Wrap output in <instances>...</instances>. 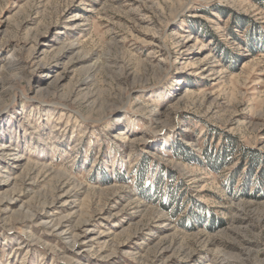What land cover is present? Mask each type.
I'll return each instance as SVG.
<instances>
[{"label":"rangeland","instance_id":"obj_1","mask_svg":"<svg viewBox=\"0 0 264 264\" xmlns=\"http://www.w3.org/2000/svg\"><path fill=\"white\" fill-rule=\"evenodd\" d=\"M261 174L264 0H0V264H264Z\"/></svg>","mask_w":264,"mask_h":264},{"label":"trees","instance_id":"obj_2","mask_svg":"<svg viewBox=\"0 0 264 264\" xmlns=\"http://www.w3.org/2000/svg\"><path fill=\"white\" fill-rule=\"evenodd\" d=\"M229 158H228V155H222V156H216V158H212V162H214V165L215 166H218V164L219 165H223V163L224 162H227V160H228ZM210 161V160H209ZM264 174H261V175H259V178L260 179H258V180H260V182H261V186H262V188L264 189Z\"/></svg>","mask_w":264,"mask_h":264},{"label":"bare ground","instance_id":"obj_3","mask_svg":"<svg viewBox=\"0 0 264 264\" xmlns=\"http://www.w3.org/2000/svg\"><path fill=\"white\" fill-rule=\"evenodd\" d=\"M46 224H47V222H46ZM49 225H50V222H49ZM52 225V224H51ZM48 226V225H47ZM49 227V226H48ZM56 226H54V228H55ZM50 228V227H49ZM53 228V227H52ZM57 228V227H56ZM59 229V228H58ZM68 234V233H67ZM77 234V233H76ZM72 239V238H71ZM78 239H75V240H71V243H72V245H73V247L75 246V242L77 241ZM83 240V239H82ZM75 250H78L77 248H75ZM80 251V250H79ZM79 253V252H78ZM77 254V253H76Z\"/></svg>","mask_w":264,"mask_h":264}]
</instances>
